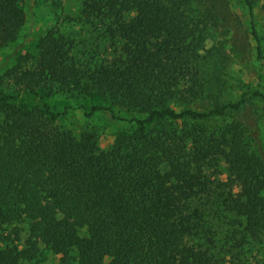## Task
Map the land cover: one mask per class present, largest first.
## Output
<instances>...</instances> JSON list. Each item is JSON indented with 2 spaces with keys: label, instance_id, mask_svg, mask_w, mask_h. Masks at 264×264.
<instances>
[{
  "label": "trees",
  "instance_id": "trees-1",
  "mask_svg": "<svg viewBox=\"0 0 264 264\" xmlns=\"http://www.w3.org/2000/svg\"><path fill=\"white\" fill-rule=\"evenodd\" d=\"M192 2L83 0L64 17L72 28L52 27L8 69L28 93L99 95L144 117L100 148L96 132L0 95V264H19L23 226L24 258L59 245L64 264L73 250L79 264H210L217 231L240 249L264 231L258 132L244 96L228 98L227 55L205 45ZM20 3L0 0V48L24 23ZM75 26L96 33L83 58Z\"/></svg>",
  "mask_w": 264,
  "mask_h": 264
},
{
  "label": "rangeland",
  "instance_id": "rangeland-1",
  "mask_svg": "<svg viewBox=\"0 0 264 264\" xmlns=\"http://www.w3.org/2000/svg\"><path fill=\"white\" fill-rule=\"evenodd\" d=\"M83 0H21L25 20L16 37L0 48V95L28 107H38L52 114L55 124L70 129L79 135L84 131H94L97 144L106 148L114 135L134 125V117L142 114H130L124 109L111 105L99 95L84 96L71 92L28 93L15 85L7 76V71L19 58L36 51L39 38L52 27L60 26L66 33L71 26L64 22L67 14L78 11ZM191 12L205 19L206 46L217 45L227 55L224 68L228 98L238 100L244 96L245 102L240 115L257 129V142L254 148L264 157V60L258 55V47L264 52V0L250 8L243 0H193ZM79 51L90 48L89 43L96 41L95 34L89 28L75 26ZM89 38V40H87ZM84 39H86L84 41ZM89 41V42H88ZM91 41V42H90ZM78 50V49H77ZM98 107V108H97ZM230 115L218 117L217 123L230 119ZM216 176L224 177L221 165L214 171ZM237 194L239 189L232 188ZM27 228L23 226L18 245L19 264H64L59 245L38 243V252L31 259L23 257L24 238ZM213 257L210 264H264V231L258 239L243 249L229 246L224 238V230L217 231L211 241ZM67 264H79L77 252L73 250Z\"/></svg>",
  "mask_w": 264,
  "mask_h": 264
}]
</instances>
